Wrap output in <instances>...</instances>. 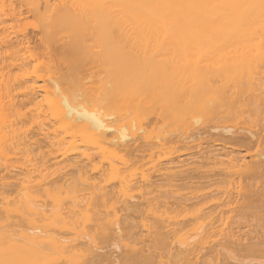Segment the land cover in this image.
Wrapping results in <instances>:
<instances>
[{
	"label": "bare ground",
	"instance_id": "1",
	"mask_svg": "<svg viewBox=\"0 0 264 264\" xmlns=\"http://www.w3.org/2000/svg\"><path fill=\"white\" fill-rule=\"evenodd\" d=\"M4 4L2 11L11 7ZM32 5L50 56L60 54L49 63L85 41L99 48V60L81 66L88 72L79 68L81 77L65 63L72 70L67 78L65 68H43L50 85L37 110L55 126L51 133L38 127L27 136L15 113L7 125L1 116L0 178H14L11 169L29 156L30 145L48 146L52 167H63L37 170V158L32 163L29 156L24 160L32 167L20 163L35 174L18 165L25 176L14 178V195L11 187L9 197L1 192L10 179L1 182L0 264H229L205 259L204 253L216 257L218 247L264 258V0H99V8L88 10L80 0ZM2 28L0 42L13 47ZM141 41L150 52H167L146 64V72L140 66L146 82L135 69ZM163 146L187 158L179 154L156 167V179L133 177L119 161L131 152L132 162H142L163 154ZM70 154L84 162L96 158L98 166L88 163L95 177L71 175L78 158Z\"/></svg>",
	"mask_w": 264,
	"mask_h": 264
},
{
	"label": "rangeland",
	"instance_id": "2",
	"mask_svg": "<svg viewBox=\"0 0 264 264\" xmlns=\"http://www.w3.org/2000/svg\"><path fill=\"white\" fill-rule=\"evenodd\" d=\"M46 0H4V6H6L7 5V3L11 6V7H9L8 5L6 6V9H8V10H6L4 7L2 8V9H5V13H6V16H5V13H3V11L0 9V24L2 25V26H0L1 28L3 27V25H4V29L2 28V35H5V33L4 32H7L6 33V35L9 37V39H11V42L13 41L14 42V46L12 47L11 46V48L10 47H5L6 45H3L2 44V42H0V75L1 76H3V77H1L0 76V80H1V78H5V76H6V78L3 80V82H2V80L0 81V82H2L1 84H0V100L2 101L1 103L2 104H4V105H0V125H1V116L3 117V121H5L6 122V125H7V123H8V121L9 120H11L12 122H14V120H15V118L13 117V116H11L10 114H14L15 113V115H16V117L18 116L19 118H21L22 120H20V119H18V121L16 122L17 123V126L19 127V128H21L22 129V131L24 130V129H27V130H25V131H27L26 133H28V134H26L27 136L29 135H31L32 136V134L29 132L30 130H33V131H35L38 127H41V129H42V133L43 132H46V131H48V132H50L51 133V131H52V129L53 128H55V126H53V127H51L50 125H51V122L50 121H47V120H45L44 118H42V116H41V114H40V111L39 110H37V109H40V105L38 106V104H39V102H41V100H43L41 103H44V97H46L47 95H48V93H47V91L46 90H49V88H48V86L50 85V83H48V78L47 77H44V76H46L45 74H47V71H46V73L44 74V76H43V74L42 73H44V71H45V69H43V68H49L51 65H53V66H56V68L57 69H60V70H58V72L59 71H61V73H64V72H62V69L61 68H65L64 70H65V73H67V71L69 70H66L67 69V67L70 65V66H72V67H74V74H75V71L77 72V74L76 75H78V77H81L82 76V71L83 72H85V69L86 68H88L90 65H92V64H95L96 62H98V58H96V57H99V55H98V53H97V50H99V48L97 47V49H95L96 48V46H95V48H92V49H90L91 48V46L90 45H92L90 42H88V41H85V42H79V43H77V46H75V48H73L72 47V49H71V53H70V51L69 52H65L64 54H61V56L63 57H60L59 55V53H57V52H55V54L53 55V56H50V51H49V49L47 48V46H46V44H45V41H44V39H43V33H42V28H41V20L42 19H40L41 18V15H39V14H37L35 11H34V7H31V8H29L32 4V6H34L35 4L37 5V4H43L44 2H45ZM52 1H57V0H50V3H52ZM83 4H86L85 5V9L86 10H88V8H90L91 6H93L94 8H99L98 7V3H99V0H80ZM30 4V5H29ZM12 9V10H11ZM2 11V12H1ZM11 11V12H10ZM98 10H96V15L98 16V12H97ZM7 12H8V14L9 15H7ZM3 15H2V14ZM10 13H12L11 15H10ZM36 13V14H35ZM39 16V18L37 19V17ZM2 18H6L5 20H3L2 21ZM8 19V20H7ZM40 19V21H38ZM2 21V22H1ZM5 23V24H4ZM5 27H7V31L5 30L6 28ZM4 30V31H3ZM3 38V37H2ZM2 38H0V40L2 39ZM143 41H145V40H143ZM146 42V41H145ZM89 43V47H88V44ZM142 41H141V45H142ZM13 44V43H12ZM78 44H79V46H78ZM1 45H3V46H1ZM80 45H81V49L83 48H85L83 51L82 50H80V49H78V48H76V47H79L80 48ZM85 45V46H84ZM84 46V47H83ZM86 46H87V50H86ZM93 46V45H92ZM143 46V45H142ZM2 47L5 49H2ZM94 47V46H93ZM7 48H9L8 50H7ZM142 48H143V51H142ZM140 47V51H142V59H141V53L139 54L138 52V54L136 53V51L134 52V50L135 49H133L132 50V52H133V56H134V54H137L139 57H140V61L142 60V62L140 63V64H138V61H139V59H137V64L139 65H137L138 67H144L145 69V72L147 71V67H149V66H151V64L152 65H154L153 63H154V61H156V59L155 58H157L156 57V55L158 54V57L160 56L159 54H162L163 53V51L162 52H160V53H155L154 52V49H153V52H150L151 50H148V49H146V47H145V49H146V51H145V49H144V46L143 47ZM147 48H150V47H147ZM76 49H77V51H76ZM93 49H94V51H95V56L93 57V56H91L90 54L92 53L93 54ZM151 49V48H150ZM88 50H89V52H88ZM137 50V49H136ZM73 51H74V53H73ZM79 51V52H78ZM83 52V53H81V52ZM86 51H87V53H88V55H86L87 53H86ZM91 51V52H90ZM139 51V52H140ZM147 51H149L151 54V59H150V56L148 55V58H147V55L146 54H149ZM156 51V50H155ZM77 52V53H76ZM147 52V53H146ZM59 54L58 56H56L57 58V60H58V62H59V65H57L58 64V62L56 61V59H55V61L57 62L56 64L54 63L53 64V62H54V57H55V55H57V54ZM146 53V54H145ZM155 53V54H154ZM167 52H164L162 55L164 56V54H166ZM69 56H68V55ZM72 54H73V56H72ZM93 54V55H94ZM154 54V55H153ZM64 55H67L66 56V58H65V56ZM76 55H77V57H76ZM80 56V58H79V56ZM84 55V57H88L87 59L90 61V59H91V57H93V61H88L87 59H83V60H81ZM96 55H98V56H96ZM137 55H135L134 56V58H139ZM145 55V56H144ZM153 55V56H152ZM167 55H169V54H167ZM89 56H91V57H89ZM137 56V57H136ZM170 56V55H169ZM179 56V55H178ZM183 55L181 54L180 55V57H182ZM213 56H214V54H213ZM216 56V55H215ZM51 57H53V58H51ZM59 57H60V60H59ZM74 57V58H73ZM76 57V58H75ZM145 57L147 58V59H145ZM154 57V58H153ZM210 57H212V56H210ZM218 57H221V55H219L218 54ZM224 57V56H223ZM228 57V56H227ZM51 58V59H50ZM61 58H62V60H61ZM95 58H96V60H95ZM80 59V60H79ZM50 60H53V62L52 63H49L50 62ZM64 60H66V61H64ZM68 60V61H67ZM144 60H146L147 61V63H145V61ZM151 60H153V61H151ZM62 61H64V62H62ZM75 61H80V62H84V64H85V62L86 61H88V63L86 62V66L84 65L83 66V62L82 63H78L79 64V66L77 65V62H75ZM139 61V62H140ZM144 61V62H143ZM150 61H151V63H150ZM93 62V63H92ZM158 62V61H157ZM157 62H155L157 65H162L161 63H157ZM48 63V65H50L49 67L46 65ZM61 63V64H60ZM62 63H63V66H62ZM64 63H65V65L66 64H69V65H67L66 67H65V65H64ZM72 63H75V65L73 64L72 65ZM143 63V64H142ZM144 63H145V65H144ZM264 63V62H263ZM262 63V64H263ZM90 64V65H89ZM98 64V63H97ZM148 66H147V65ZM155 64V65H156ZM61 65V66H60ZM89 65V66H88ZM156 65V66H157ZM159 65V66H160ZM168 65V64H167ZM264 65V64H263ZM86 67V68H82V67ZM137 66H135V69H136V72H137V74H139V73H142V78L140 77L139 79L141 80H144L143 82H146V81H149L150 80V78L149 79H147L146 81H145V79L146 78H148V77H146L145 79H144V73L143 72H141L143 69L140 67V68H138ZM147 66V67H146ZM156 66H153V69L156 67ZM163 66V65H162ZM166 66V65H165ZM77 69H76V68ZM70 68V67H69ZM79 68H81V70L79 69ZM43 69V70H42ZM142 69V70H141ZM150 69L152 70V68L150 67ZM158 69V68H157ZM141 70V71H140ZM155 70H156V68H155ZM221 69H219V71H220ZM263 70V69H262ZM41 71H43V72H41ZM72 71V70H71ZM70 70L68 71V74H65L64 73V77L65 78H67V76L69 75V72H71ZM81 71V73H79ZM153 72H154V70H152ZM158 71V70H157ZM152 72V73H153ZM215 72H217V71H215ZM42 74V76L40 75V74ZM85 73H88L87 72V70H86V72ZM84 73V75L86 76V74ZM156 73V72H155ZM3 74V75H2ZM74 74H73V72H72V74H71V76H69L70 78H72V75H73V77H74ZM66 75V76H65ZM79 75H81V76H79ZM83 75V76H84ZM148 75V74H147ZM262 76H263V74H261ZM261 75H259L260 77H261ZM8 76H9V79H8ZM39 76V78L38 79H36L37 77ZM41 76V77H40ZM146 76V75H145ZM36 77V78H35ZM68 77V78H69ZM11 78V79H10ZM70 78H69V80H70ZM6 79H7V81L9 80V82H7L6 81ZM75 78H73V80H74ZM23 80H25L26 82H23ZM264 80V79H263ZM5 81H6V83H8V84H6L7 85V87L5 86ZM11 81V82H10ZM9 83L11 84V85H9ZM15 83V84H14ZM29 84L28 86V89H27V91L24 93V91L22 92V90H24V88H22V87H24L23 85H25V84ZM12 84H14V86H12ZM19 84V85H18ZM21 84H22V86H21ZM3 85H4V87H6V90H5V88L3 87ZM18 85V86H17ZM17 86V87H16ZM20 86V87H19ZM48 88V89H47ZM8 89H9V91H8ZM22 89V90H21ZM7 91V92H6ZM44 92H46V93H44ZM147 93H151L150 91L149 92H144V94L146 95ZM7 94V95H6ZM44 95V96H43ZM46 95V96H45ZM7 96L9 97L8 99H7ZM147 97H150V94H147L146 95ZM152 96V95H151ZM154 96H156V94H154ZM157 97H158V95H157ZM10 98H11V100H10ZM7 100H8V102H12L13 101V103H15V105L17 106L16 108V110L15 109H11V106L9 107V106H6V105H9L8 103H7ZM10 100V101H9ZM40 103V104H41ZM41 105H43V107L41 108V109H45V105L44 104H41ZM9 107V109H7ZM14 110V111H13ZM12 111V112H11ZM17 111V112H16ZM39 111V112H38ZM18 114V115H17ZM40 114V115H39ZM21 115V116H20ZM37 115H39L41 118H39ZM38 117V118H37ZM20 120V121H19ZM16 121V120H15ZM23 123V124H22ZM20 124V125H19ZM21 124H22V126H21ZM162 128V130H159V131H164V129H163V127H161ZM160 128V129H161ZM149 130H151L150 128H149ZM149 130H148V132H149ZM155 130V129H154ZM154 130H152V132H153V134L152 135H154L155 133V135H158V131L157 130H155V131H157V132H155ZM32 132V131H31ZM148 132H147V134H148ZM155 132V133H154ZM30 133V134H29ZM146 134V135H147ZM149 135V134H148ZM151 135V134H150ZM154 135V136H155ZM30 136V137H31ZM149 138L148 139H151L150 138V136H148ZM151 137H153V136H151ZM27 138H29V137H27ZM154 138V137H153ZM153 140V139H152ZM139 141V140H138ZM140 142H143V140H140ZM165 147H166V149H165ZM163 146V147H161L160 149H158L159 150V152H160V150L163 148V151L161 150V152H163V154L161 153H159L160 155H158V153H155V155L156 156H154V155H152V157H154V158H150V160H149V158H148V156H146L147 158H145L144 157V159L146 160V162H145V160L144 159H142V162L141 161H131V160H134V158H132L131 156H134V155H131V154H134V153H131V152H129V153H127V155H128V158H130V160L128 159V158H126L127 157V155L126 154H124V153H122V154H124L123 155V159L122 160H119V161H121L122 162V164H121V162L119 163V164H121L122 165V167H125L126 165H124V164H128V165H130V166H128L127 165V167H125V169H126V172L128 173V171H127V169L128 170H130L129 171V173H131V174H129V175H131V176H135L136 178L137 177H139V176H144V177H148V176H150V177H148V178H154V179H156V177H158V175H155V172L154 171H156L155 169H156V167H158L159 165H161V166H163V164L165 163L166 164V162L168 163V162H170V161H174L175 159L174 158H176V156L177 155H181V156H179V157H181V159H186L187 157L186 156H184V152L182 151V150H180L178 147V149L179 150H176L175 148H174V150L172 149V147H170V151L168 150L169 149V146L167 147V146ZM47 149H49L48 148V146H42V145H40V146H32V145H30V146H27V150H28V154H29V156L31 157V159H32V161L34 160V158H37L36 160H37V162L35 163L34 161L32 162V163H35L36 164V166H34L36 169L38 168V167H42V166H39V165H45V166H49L50 167V165H51V167H52V162H53V160H52V162L51 161H49V157H48V153H46V150ZM164 149L166 150V151H164ZM158 150H156V152H158ZM48 151H50V149L48 150ZM47 151V152H48ZM180 151H182L181 153H180ZM73 153H74V155L76 156L77 154H76V152L75 151H72ZM45 154V156H44V154ZM131 153V154H130ZM69 154V153H68ZM135 154H136V152H135ZM183 154V155H182ZM73 158H78V157H75L74 155H72V154H70ZM69 155V157H70V159L72 158L71 156ZM130 155V156H129ZM158 155V156H157ZM21 156H24V157H21L20 158V161L21 162H23V160L24 159H28V155L25 153L24 155H21ZM25 156H27V158L25 157ZM44 156V157H43ZM33 157V158H32ZM158 157V158H157ZM125 158H126V160H129V161H131V163L133 164V165H131V163L129 162V161H125ZM132 158V159H131ZM21 159H23V160H21ZM40 159V160H39ZM43 159V160H42ZM79 159V158H78ZM75 160V161H71V162H73V164H75V163H77V164H75V165H71L72 163L69 161L68 163H70L69 164V166L71 167V168H74L75 167V172H71V170L72 171H74L73 169H69V166L67 165V167H65V168H62V170H61V172H64L63 170L65 169V171L68 169V170H70L69 171V173H71V175L74 173V174H76V172H78L79 171V174H85L86 176L87 175H95L96 173H97V170L96 169H93L92 170V168H91V166L89 165V164H92V166L93 165H95L94 167H96V166H98V162H97V160H96V158H95V160L94 161H86V162H84V161H81L80 159V161L79 160ZM20 161H18L17 163L15 162L14 163V166L12 167V169H11V178H13V176L15 175V173H17L18 174V176H17V174L14 176V178H18L19 177V175H21V173L20 172H22L21 170H20V168L21 167H24V165H22L21 163H20ZM31 161V160H30ZM30 161H29V163H30ZM38 161L40 162V163H43V164H39L38 163ZM127 162V163H125V162ZM24 162L26 163V160H24ZM23 162V164H25ZM84 162V163H83ZM89 162H92V163H89ZM137 162V164H135ZM143 162H145V163H143ZM20 163V164H19ZM29 163H26L27 165H29ZM51 163V164H50ZM89 163V164H88ZM140 163V164H139ZM31 164V163H30ZM38 164V165H37ZM84 164V165H83ZM88 164V165H87ZM164 164V165H165ZM18 165H19V167H20V165H21V167L19 168L18 167ZM63 165V164H62ZM86 165V166H85ZM121 165H119L120 167H121ZM29 166H31L32 167V165H29ZM53 166H55V165H53ZM57 166V165H56ZM55 166V167H56ZM60 166V165H59ZM56 167V168H54V167H52V168H54V169H57L58 170V168L59 169H61V167H63V166H61V167ZM49 168V171H52V168ZM121 167V168H122ZM25 169H28L29 168V170H28V172L29 173H32V176L35 174V171L34 170H32V172L30 171V167H28L27 166V168L26 167H24ZM159 168V167H158ZM157 168V169H158ZM40 169V168H39ZM51 169V170H50ZM53 169V170H54ZM38 170V169H37ZM87 170V171H86ZM0 171H2V170H0ZM24 171V170H23ZM34 171V172H33ZM13 172H15L14 174H13V176H12V173ZM57 172H60V171H57ZM68 172V171H67ZM87 172V173H86ZM3 173H5V172H3ZM2 173V174H3ZM25 173V172H24ZM37 173L38 172H36V175H37ZM89 173V174H88ZM1 173H0V176H4L5 174H3L2 175ZM23 174V173H22ZM28 174V173H27ZM78 174V173H77ZM76 174V175H77ZM154 174V175H153ZM35 175V176H36ZM91 175V177L92 178H94L95 176H92ZM22 177H24L25 176V174L24 175H21ZM73 176H75V175H73ZM133 176V177H134ZM155 176V177H154ZM5 177V176H4ZM21 177V178H22ZM96 177L97 178H95V179H98L99 178V176H97L96 175ZM8 178V180L10 179V177H7ZM6 178V179H7ZM10 179V181H9V183L7 184L8 186H6V184H5V186H6V188H8L7 190H8V193H7V190H5V189H2L3 187H4V185H3V183H2V185H3V187H0V191H1V189H2V191L1 192H3L4 193V195L6 194V195H8V197H9V195L11 194L10 192H9V190H11V189H13V186L12 185H14L15 186V188L14 189H16L17 188V185H15V184H17V182H18V180H15V179ZM20 178V177H19ZM18 178V179H19ZM101 178H104V177H101ZM0 179H2V178H0ZM6 179H2V180H0V184H1V182L3 181H6ZM17 181V182H16ZM8 181H6V182H4V183H7ZM15 183V184H14ZM1 186V185H0ZM9 187H11V189H9ZM184 188V187H183ZM12 190V193L13 194H11L10 196H12V195H14V191L15 190ZM185 190H183L182 191V189H181V191L182 192H188V191H193V192H196V191H198V193L199 192H201V191H203V190H200V189H202V188H200L199 190L197 189H195V190H189V189H187V191H186V188H184ZM5 190V191H4ZM17 190V189H16ZM0 192V193H1ZM16 192V191H15ZM3 193H1V194H3ZM3 195V196H4ZM5 195V196H6ZM1 196V195H0ZM1 200H2V197H1V199H0V202H1ZM131 202L132 201H134V200H130ZM1 204H3V202H1L0 203V206H1ZM2 208V206L0 207V209ZM110 244V243H109ZM112 245H114V244H112ZM111 244H110V246H111V248H113V246H112ZM104 247H106L105 245H103ZM114 247H116L115 245H114ZM108 248H106V250H107ZM113 249H115V248H113ZM106 250H103V251H101V252H104V251H106ZM109 250V249H108ZM111 250V249H110ZM117 250V248L113 251V252H115ZM217 252H218V254L216 255V257L215 256H213L215 253H208V255L206 254V253H204V256H206L205 257V259H207L209 262H211V263H219L220 261H222L223 259H224V261H226L225 259H227V262L229 263V264H262V263H264V258H252V257H248V258H240V257H238L237 255H235L234 254V252L232 251L233 250V248H230V247H222V248H220V247H218L217 248ZM117 252H119L118 250L115 252V254H117ZM226 256V257H225ZM230 256H231V258H230ZM224 257V258H223ZM228 257H229V259H228ZM215 259H218V260H215ZM202 260H204L203 258H202ZM202 263H203V261H202ZM199 264H200V262H199ZM204 264V263H203Z\"/></svg>",
	"mask_w": 264,
	"mask_h": 264
}]
</instances>
